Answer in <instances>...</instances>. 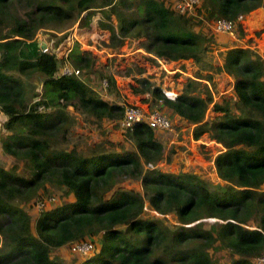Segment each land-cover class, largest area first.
Masks as SVG:
<instances>
[{"label":"trees","instance_id":"1","mask_svg":"<svg viewBox=\"0 0 264 264\" xmlns=\"http://www.w3.org/2000/svg\"><path fill=\"white\" fill-rule=\"evenodd\" d=\"M173 1L0 0V127L7 132L0 147L14 161L9 167L0 163V264H69L52 257V249L78 255L71 245L87 240L96 250L83 262L73 255V264H217L209 252L217 242L237 256L228 264H255L264 252V60L256 51L231 47L215 69L233 78V105L228 98L213 102L210 91L206 97L192 94L189 82L197 80L173 99L140 82L159 108L194 125V140L207 134L222 146L213 159L226 183L220 192L194 173L156 168L163 143L145 122L128 132L135 149L112 150L108 141L86 150L64 146L71 129L69 104L96 121L120 119L123 112L81 79L89 73L100 83L105 78L92 69L90 52L75 43L60 59L41 51L39 32L54 39L61 33L56 48L68 28L87 23L98 11L113 46L125 37H143L141 47L155 60L192 59L200 65L218 41L213 29L218 19L232 21L234 33L242 36L241 20L264 8V0H200L179 14ZM65 62L79 68L81 78L59 73ZM31 82L41 84L43 92L29 100ZM211 102L216 115L205 119ZM125 179L140 180L142 194L112 191ZM50 188L63 198L46 207L51 197L42 195ZM145 201L163 216L174 214L179 224L169 228L160 219H142ZM206 218L213 219L209 228ZM250 220L255 228L245 227Z\"/></svg>","mask_w":264,"mask_h":264},{"label":"rangeland","instance_id":"2","mask_svg":"<svg viewBox=\"0 0 264 264\" xmlns=\"http://www.w3.org/2000/svg\"><path fill=\"white\" fill-rule=\"evenodd\" d=\"M73 26L74 25H72L70 28H68L67 31L73 32ZM53 35H51V36H53ZM243 35H242V37H240L241 40L246 39V36H243ZM81 36L82 35L80 34V37ZM84 37L85 36H83V38ZM105 37L102 36L101 39L98 40V43L96 42L94 44L95 46H97L96 48H98V52L101 51V53L94 51L95 50V46H94V49H93L94 53H92V55L94 54L95 58H94L92 69L101 68L103 74L104 73L105 74H113V75L117 76L119 86L121 84H123L125 86L124 81H126L125 79L127 76L123 75L124 74V72H123L124 71V69H123L124 65H122V60H120L122 58V56H120L121 57L120 58L117 54L120 52H123L125 54L126 50L124 47L134 49L135 42L141 40L142 38L141 39L135 38V37L122 38L121 46L117 50H113V49H108L105 46V44H106L105 42H107L104 40ZM38 38L41 39L42 41L47 42V44L49 46L52 45L51 49L49 47L48 48L50 49V51L56 53L55 48H53V42H54V40L56 42L57 38L54 39L52 37L49 38L47 36H43L40 32L38 33ZM108 38L110 39V37H108ZM64 41H66V40H64ZM81 43L82 44H79V46L82 48L81 50H89L90 46L94 42H92L91 39L89 38L87 40L84 39ZM234 43L236 44V42H234ZM61 44H62V42L61 43L59 42L56 49L60 48L59 46ZM48 45H46V46H48ZM54 46H55V44H54ZM62 46H63V48H65L64 45H62ZM73 46H74V44H73ZM211 47H213V46H211ZM63 48L61 47L60 49H63ZM110 48H112V47H110ZM101 49H103V50H101ZM211 51H213L212 48L209 52L206 53L201 64L197 65L199 67V69L202 71L200 72L199 70L198 71L195 70L193 72V75H195V77H197V74H199L200 77H204L205 75H211V77L214 76V79L212 80V82H210L211 87H212V93L216 97L220 96V98H219L220 100L223 98H228L231 105H233L236 102V99L234 100L233 96H228L229 94L223 93V91L226 90L228 87L227 78L223 77L224 76L223 75L222 77H219V80H222V81H219L216 78L217 76L212 74L215 72V69L217 67L216 65L219 64L218 60H217L218 56H220V59H221L220 61L222 62V53L218 51V56L215 57V55L213 53H211ZM62 52H63V50H62ZM127 52H129V51H127ZM110 53H113L114 55L109 56ZM128 55H130V52ZM57 57L63 58L64 55L62 56L60 54V55H57ZM105 63H108L107 68H104ZM156 63H157L156 60H151L150 64L156 65ZM67 64H69V63H67ZM62 65H64V64H62ZM125 66L127 67L129 65H125ZM200 67H202V69ZM126 69H128V68H126ZM84 75H87V76L85 78L84 77L81 78L80 76L79 77L85 83H87L90 87L94 88V90L97 93H99L100 96L102 97V94H101L102 88L100 85V80L97 77H95L93 74H90V73L84 74ZM231 79H232L231 83H233V78L231 77ZM190 80H192V79L188 78L185 80V82L183 83V88H184V85L186 83H188ZM195 82H197V83L189 82L190 92L194 95L206 97L207 91L209 92L208 86L205 83H203V84L206 87L198 81H195ZM31 84H33V87L31 89L32 93L28 95L29 100H30V98H32L33 94L41 93V91L43 92V89H41V84H36L35 82H31ZM131 84H133V83L131 82ZM160 84H162V82H160ZM160 88L163 91V89H164L163 86ZM183 88H181V91L183 90ZM125 89L127 90L126 87H125ZM209 93L211 94V92H209ZM213 94H211L212 100H214ZM217 94H219V95H217ZM115 97L117 100L120 99L118 96H115ZM115 97L113 99H115ZM111 101H113V100H111ZM150 101H151V105H154V106H157L159 103V102L157 104L154 103L152 101V99H150ZM66 110L69 113L70 118H71V129H70L69 134L67 135V141L68 142L64 146H66V145L69 147L71 146L73 148H76L77 150H80V149L86 150L88 147H90L92 145V143L97 144L99 142L104 143V142L108 141L109 144H106V147H108L109 149H112V150H119L118 148H121V147H124L126 149H135V142L132 141L130 134L119 131L120 129L118 128V125H116V121L118 119H110V120L103 119L100 121H96V120H94V118L90 117L88 114L83 113L79 109H76L73 104H69L68 107L66 108ZM161 110H163L165 112V114L168 116V118L171 121H173V123H175L177 121L176 115L171 116L169 114V111L166 110L165 107H162V105H161ZM215 115L216 114L212 111V102H211V103H209L208 109L206 111L205 119H212ZM1 116L2 115H0V125H1V121H2ZM2 118H4V117L2 116ZM108 122H110L111 124H108ZM177 122L175 123V124H177V126H179V125L182 126L180 121H177ZM177 126H176V128H178ZM193 127H194V125H193ZM193 127H192L191 131L189 128L185 129L187 138H189V135L192 134ZM176 128L174 127V129H176ZM156 132H157V134L160 133L159 131H156ZM162 133L165 136L171 137L172 133H174V132L163 131ZM6 134H7V132L3 129V127H0V140ZM183 139H185V137L181 138V140H183ZM199 139H201L202 141H204V140L208 141V143H206V144H202V143L199 144V146H203L204 149L202 147H198V145L195 146L194 142H193V145L191 144L190 146H187V148L184 145L176 146L174 144H171V145L165 144L164 152H163L164 156H163L162 160L156 164V168L160 169L161 171L170 172V173H174V174H177L179 172L194 173V174L198 175L200 178H202L207 183V185H208L207 187L212 192H217V191L220 192L221 191L220 187L225 186L226 183L224 181H222L220 178H218L212 158H214L219 153V151L222 150V146L219 143H216L214 140L209 139L207 134H203L202 136L199 137ZM195 149H196V151H195ZM181 154L183 156H181ZM0 163H2L5 167H9L14 163V161L11 157H9L3 153V151L1 150V147H0ZM119 187L134 190V191L139 192L140 194H142V191H143L140 180L125 179V180L121 181L119 184H117L113 188L112 191H114L116 188H119ZM262 187L264 188V184ZM112 191H110L106 195V198H108L112 194ZM61 195H62V193L59 192L58 190H54L53 188H50V190L47 194L42 195L46 199L51 197L50 201H48V203L46 204V207H52V206L56 205V203L61 202V200L63 198V195L62 196ZM52 198H53V201H52ZM32 212H34V211H32ZM152 217L160 219L162 221L163 225H165L169 228H172L173 226L179 224V222H178V220L174 214L170 213V214L163 216V215L159 214L158 212H156L155 210H153L148 205V202L145 201V205H144V209H143V213L141 215V218L145 219V218H152ZM203 220H204L203 222H204L205 228H209L210 223L213 222V221H211L213 219H209V218H206ZM256 225H257V223L255 220H250L249 222H247L245 224V227L255 228ZM93 244L95 247V249H94V251H95L97 246H95L94 242H93ZM209 252L211 253L212 258L214 259V261L217 264H228L231 262L232 257H237V256H234L228 248L221 247L218 242L214 245V247L209 249ZM73 255L74 254L69 253L67 248L64 250H61V251L56 250V249H52V252H51L52 257H56L57 260L64 262V263L73 264L74 261L77 260L76 258H79L81 260V262H83V258H81L78 255H74L76 257L75 258Z\"/></svg>","mask_w":264,"mask_h":264},{"label":"crops","instance_id":"3","mask_svg":"<svg viewBox=\"0 0 264 264\" xmlns=\"http://www.w3.org/2000/svg\"><path fill=\"white\" fill-rule=\"evenodd\" d=\"M94 13L95 14L92 15L91 19L87 23L83 24L84 26L79 25V22L74 24L73 32L69 31L67 37L65 38L66 41L63 40L62 44L59 46L60 48L61 47L63 48L62 45L65 46V48H63V49L59 48V52H58L59 55L60 54L62 56L65 55L64 57H66L67 53L69 51H71L73 44H75V43H78V45L82 44L81 42L84 39L87 40L89 38L94 43H92L89 50H82V51L90 52L92 55V53H94L93 52V49L95 46L94 44L96 42L98 43V40H100L102 36L105 37L106 35L107 36L105 37L104 40L107 41V42H105L106 43L105 46L108 49L117 50L121 46V45L117 46V47L113 46V43H111L110 39L108 38V37H110L109 29L101 28V26H100L101 24H99V22L103 21V19H105V18H103L101 13L98 11L94 12ZM110 20L112 22V25L114 27H116L117 21H116V18L114 15L111 16ZM241 24H242L243 34H244L243 36H246V39L241 40L240 37H242V36H237L235 33H234V35L216 33V34H218L217 35L218 41L216 44L213 45V47H212L213 51H211V53H213L215 55V57H217L218 51L223 53L225 50H227L231 47L241 46V47H248V48L256 51L264 60V8L258 7L256 9H254L253 11H251L248 15H246L241 20ZM80 34L82 35L81 37H80ZM60 35H61V33H56L55 37L57 38ZM83 36H85V37L83 38ZM143 39L144 38L142 37L141 40L135 42L134 49L124 47L126 50L125 54L123 52H120L117 54L119 57L122 56V58L120 57L121 58L120 60H122V65H124V68H123L124 74L123 75L127 76L125 79L126 81H124L125 86L123 84H121L122 86L121 85L119 86L117 76H115L113 74H105V73L103 74L101 68L95 69V70L100 71L103 74V76L105 77V79L108 81L107 89L104 91L103 90L101 91V94H102V97L104 100L111 102V103H115V104H118L121 101H126L128 103L139 104L146 109H158L163 115H165L168 118V116L165 114V112L163 110H161V108L158 107V106H160L159 104L157 106L151 105V101H150V99H152L151 92L148 89H146V86H142L140 84V82H144V84L152 86V88L153 87H159L160 88L163 86L164 92L162 91V93L166 97L169 98L172 96L176 97L178 94H181L180 92H182L181 88H183V83L185 82L186 79L190 78L192 80H197L201 84L205 83L208 86V89L211 92V94H213L210 82H212V80L214 79V76L211 77L210 79H206V77H205L206 75L204 77H198L199 75L197 74V77H195V75H193V72L195 70L196 71L199 70L201 72L202 70L199 69V67L197 66L198 64L195 63L192 59H179V60H175V61L164 60V59L158 60L157 59L156 65L155 64L151 65L150 64L151 60H149V57H151V58H154V57L142 49L140 43L143 41ZM234 42H236V44ZM43 43L45 45H48L47 42H45V41H43ZM96 47L97 46H95L94 51L98 52V48H96ZM110 47H112V48H110ZM79 49L81 50L82 48L79 46ZM62 50H63V52H62ZM101 50H103V49H101ZM127 51L130 52V55H128L129 52H127ZM98 53H101V51H99ZM113 53H110L109 56H113L114 55ZM92 56L95 58L94 54ZM154 60H155V58H154ZM217 60H218L219 64L216 66L217 67L222 66V62L220 61L221 60L220 56L217 57ZM63 64L64 65L60 66V68L67 65L66 63H63ZM68 65L70 66V63ZM125 65H129V66L126 67ZM107 67H108V63H105L104 68H107ZM125 67L128 69H126ZM212 74L217 76L216 77L217 80H219V77H222L223 75H224L223 77L227 78L228 87L226 90L223 91V93L229 94L228 96H233L234 100H235L236 96H235V92L233 90V85L231 83L232 82L231 77L223 71H219V73H218V71L215 70V72ZM106 77H109L110 79H112L113 85H110L109 79H107ZM102 80H101V82H102ZM219 81H222V80H219ZM131 82L133 84H131ZM160 82H162V84H160ZM100 85H101V83H100ZM101 87H102V85H101ZM125 87L127 88V90L125 89ZM217 95H219V94H217ZM115 96H118L120 99L117 100ZM114 97H115V99H113ZM213 98H214L213 102L220 100L219 99L220 96L216 97L214 94H213ZM111 100H113V101H111ZM166 110H168V109H166ZM176 118H177V121H180L182 126H180V125L177 126V124H175L177 121L176 122L174 121L175 123H173V121H172L174 127L176 128V126H177L178 128L173 130L174 133H172L171 137L165 136L162 133L163 131L157 130L160 132L157 135V137L163 143V152H164L165 144L166 145L167 144L168 145L174 144L176 146L184 145L187 148V146H190L191 144L193 145V142H194L195 146L198 145V147H202L204 149V147L199 146V144H201V143L206 144V143H208V141H206V140L202 141L201 139L194 140L192 137V134L189 135V138H187V136H186L185 129L189 128L191 131L193 124L189 123L188 121H186L185 119L181 118L178 115H176ZM108 124H111V123L108 122ZM119 131L122 132L121 130H119ZM182 137H185V139L181 140ZM93 144H95V143H92V145ZM195 151H196V149H195ZM181 156H183V155L181 154ZM213 159L214 158H212V160Z\"/></svg>","mask_w":264,"mask_h":264},{"label":"built area","instance_id":"4","mask_svg":"<svg viewBox=\"0 0 264 264\" xmlns=\"http://www.w3.org/2000/svg\"><path fill=\"white\" fill-rule=\"evenodd\" d=\"M200 0H174L172 8L176 13L182 14L186 11H192L196 5H199ZM217 33L234 35L235 27L232 21L225 19H218L213 27ZM47 47H43L42 51L46 52ZM160 60V59H158ZM61 73L65 75H79L80 70L70 67L68 65L61 68ZM102 90L108 87V81L104 78L101 82ZM175 96L169 97L173 99ZM122 109V117L116 121L118 128L125 133L131 132L133 125L140 122H145L150 127L160 131H173V123L163 115L158 109H146L143 106L135 103H128L121 101L118 103ZM149 167H153L148 164ZM95 247L92 241H81L71 245L70 251L76 253L81 257L88 256L93 253ZM255 264H264V252L254 260Z\"/></svg>","mask_w":264,"mask_h":264},{"label":"clouds","instance_id":"5","mask_svg":"<svg viewBox=\"0 0 264 264\" xmlns=\"http://www.w3.org/2000/svg\"><path fill=\"white\" fill-rule=\"evenodd\" d=\"M41 34H42V33H41ZM42 35H43V34H42ZM43 36H44V35H43ZM37 42H38L39 45H40L41 51H42V48H43V47H47V48L49 47V48L51 49V46H49V45L46 46V45L43 43V41H42L41 39L38 38V35H37ZM49 48H48V50H47L46 52L50 51ZM55 50H56V53H55L56 56L59 55V54H58V52H59V48H58V49L55 48ZM60 51H61V50H60ZM64 56H65V55H64ZM58 58H59V57H58ZM66 58H67V56H66ZM66 58L63 57V58H61V59L64 60V59H66ZM65 63L67 64L68 62H65ZM67 65H68V64H67ZM68 66H69V65H68ZM70 67H73V66L70 65ZM73 68H75V67H73ZM76 69H79V68H76ZM79 70H80V69H79ZM59 73H61V68H60V70H59ZM80 73H81V71H80ZM61 74H62V73H61ZM63 75H65V74H63ZM73 75H74V74H73ZM75 76H80V74H79V75H75ZM170 121H171V120H170ZM171 122H172V121H171ZM173 127H174V125H173ZM171 132H173V131H171ZM93 252H94V251H93ZM91 254H92V253H91ZM91 254H90V255H91ZM90 255H88V256H90ZM88 256H84V257H81V256H80V257L84 259L85 257H88Z\"/></svg>","mask_w":264,"mask_h":264}]
</instances>
